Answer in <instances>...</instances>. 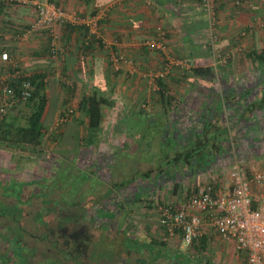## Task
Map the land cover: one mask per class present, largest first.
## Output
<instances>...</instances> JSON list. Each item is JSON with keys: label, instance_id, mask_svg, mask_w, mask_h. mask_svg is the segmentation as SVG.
Returning a JSON list of instances; mask_svg holds the SVG:
<instances>
[{"label": "crops", "instance_id": "0c3cea01", "mask_svg": "<svg viewBox=\"0 0 264 264\" xmlns=\"http://www.w3.org/2000/svg\"><path fill=\"white\" fill-rule=\"evenodd\" d=\"M28 1L29 4L26 5L8 3L0 5V84L3 86L9 84L21 74H43L46 77L50 102L43 119L45 126L50 127L52 122L60 120L63 116L68 118V120L64 119L68 125L61 126L59 128L61 130L53 128L54 131L51 132L56 136L55 140L58 138V141L54 142L56 148L60 141L62 148V142H66L69 155L74 158L73 162H77L78 159L82 160L80 157L83 154L89 153L82 151V156L81 154L79 158L77 156L76 148L81 143L79 140L83 139L84 148H93L95 152L88 154L89 158L92 155L91 162H96L98 158L97 145L103 142L100 139H104V143L100 144L99 154H101V158H106L104 160L107 161L105 164L108 165L107 171L112 173L122 161L128 162V167L131 170L136 161L152 162L155 165V168L151 169L154 182H152L151 195L148 196L157 201V196L163 195L169 199L166 201L167 203L181 204L189 193L182 197L181 192L184 190H181L182 187H186L185 191H187V187H193L190 191L192 193L206 180L218 179L223 171L229 168L230 165L226 166L225 162L219 161L224 160L221 154L218 156L219 160L217 159L215 166L206 173L199 166L197 159L194 162L196 166L190 165L194 166L196 170L190 172L192 167L183 166L184 155L194 145V143H189V139L193 137V131L197 135L204 132L202 124L189 128L186 123L193 115H208L207 112L210 110V114L215 113L221 107L223 117L217 114V118L212 120L215 129L213 128L208 136L212 139L213 136L220 134L219 129L226 124L223 123V120L226 119L230 122L231 115L240 116L242 110L252 104L259 103V100L264 98V84L248 82L249 77L254 74L255 66H257L250 61L249 54L251 52L260 54L264 50V34H262L264 28L259 30V27L254 24L255 17H264V0H217L221 48L225 52H232L230 63L232 65L221 66L218 74L224 80L217 82L194 77L187 78L188 74L185 75L174 70L164 82L163 89L167 92V99L158 95V92L152 89L145 77L148 71L163 69L166 57L159 52L147 49L143 46V41L156 36L158 28L162 27L167 32L166 46L171 55L176 58L190 59L196 68L212 67L216 72L218 69L214 65L212 66L211 55L204 39L207 21L201 0ZM33 3L53 4L83 19L97 18L101 38L111 48L124 53L128 59L132 60L139 74L130 77L129 67L126 65H123L122 68L120 66L121 69L116 70L110 62V47L107 48L102 43L100 44L103 47L96 44L90 50L83 49L82 42L88 32L84 25L57 22L51 28L25 34L37 18V10ZM66 23L70 26L82 27L83 30L71 32L66 28ZM52 39L56 40L61 50L58 58L51 55ZM238 51L240 52L237 53ZM3 53H8L7 61L1 59ZM235 62L239 63L236 68ZM124 71H127V74ZM64 92L66 96L63 94ZM96 94L104 96L111 103L109 106H102L100 128L91 131L88 129L89 118L86 114L87 105L84 104V100ZM239 96L241 97L239 98ZM4 101L7 99L3 96V99H0V107ZM112 101L117 102L116 106H121L119 110ZM67 111L68 114L63 115ZM154 112L158 115H155ZM258 114L264 116L262 111ZM130 117L136 120L142 119L144 125L136 126L131 132H128L126 123ZM79 123L84 124L83 133H79L81 131ZM70 129H74L75 132L67 134V131H71ZM75 133L86 135V138L78 137L77 134L75 136ZM90 134L94 135L99 143L96 141L95 144L88 146L86 141L90 138ZM73 135L75 141L71 143L69 140ZM135 137L145 138V141L143 143L140 141L137 144L133 141ZM65 138L68 140L65 141ZM211 144V150H213L215 143ZM231 147L234 150V141L231 143ZM4 152L0 151V153ZM124 152H127L128 156L123 158ZM125 158H127L126 161ZM261 159L255 160L258 162ZM203 162L205 163V161ZM4 164L7 162H0V166ZM131 170L125 179L111 178L106 183L102 180L101 186L107 188L104 193H108L112 187H123L134 178H139L144 174L134 173V171L132 174ZM161 170H164V178L171 175L174 170L184 171L187 176L181 177L179 180L168 178L170 179L168 182H166L168 179L159 182L156 179ZM110 176L113 177V174ZM92 179L98 180L93 176ZM177 184L179 190L175 193L174 188ZM132 207L125 209V214L128 213L127 219L128 216H131L129 214H131ZM144 229V239L138 238V243L142 246L149 244L152 249L154 248V251L150 252V258H154V260L167 259L173 264H182L184 261L182 251L162 246L163 243L160 241H166L167 238L164 229L160 226L159 218L151 224H145ZM2 231L7 235L5 239L0 238V253L3 255L0 257V264H8V227L2 228ZM163 235L165 239H162ZM199 243V247H202L201 244H203L204 248L193 249L194 246H187L186 252V255L191 259H193L192 254L197 255V258L201 259L198 264H222L227 259L234 260L231 264H237L240 258L243 259V264H247L245 255L238 252L233 243L223 240L212 228H206L205 235ZM127 251L128 248L123 246V252ZM165 252L166 254L172 253L173 256L178 255L179 262L175 263L174 259L163 258ZM141 254L147 255L146 251ZM206 256H208V260ZM209 256H212L213 259Z\"/></svg>", "mask_w": 264, "mask_h": 264}, {"label": "trees", "instance_id": "16d2710c", "mask_svg": "<svg viewBox=\"0 0 264 264\" xmlns=\"http://www.w3.org/2000/svg\"><path fill=\"white\" fill-rule=\"evenodd\" d=\"M201 4H202V0H201ZM217 17L219 19L218 4H217ZM65 26L71 32L76 30H80V31L83 30L82 27L79 28L76 26H70L69 24ZM84 27L86 28V26ZM96 44H98L99 47H103L99 42L96 41L94 37L93 38L88 37V32H87L82 42L83 49L90 50ZM249 59L252 62H254L255 65L257 64L256 68L264 69V50L260 54L257 52H251L249 54ZM186 74H188L187 78L194 77L196 79H203L209 82L218 81V74L215 72V70L212 67H197V68L193 67L189 72L185 73V75ZM165 81L166 79L158 82L160 91L157 94L160 95L163 99L164 98L167 99L166 97L168 96L167 92L163 89L165 86L164 84ZM25 82H30L32 86L31 97L28 100H24L22 97L23 95L22 93L24 90L23 86ZM6 85H8L13 89V96L8 98V100L6 101L8 106H5L4 104V107H6V113L4 115L0 114L1 117L0 118V151H5L9 153L12 159L19 156L21 158H24L25 160H29L31 157H37L43 154L46 155L45 150L43 148L44 146L43 141H44V136H46V134L48 133V128L45 126L43 119L48 104L50 102V98L48 96L46 77L43 74H33V75L21 74V76L16 77L14 81H11L9 84ZM3 87L4 86L0 84V99H3V91H2ZM258 93H260V91H258ZM96 95L90 96L89 98L84 100L85 101L84 104L87 105L86 114L89 118L88 129H90L91 131H96L97 129L100 128V125L102 123V108H103L102 106L103 105L109 106L111 103L109 99L105 98L104 96H98V95L96 96ZM240 97L241 96H239V98ZM227 99H229V97H227ZM174 101H176V99H174ZM3 103H5V101ZM225 110L226 108L224 107V111ZM244 110H242L243 113L241 112L240 116L231 115L230 122L226 121V119L223 120V123L226 124L221 126V129H219L220 134L213 136L212 139L208 137L210 132L213 130V128L215 129V124H212L213 123L212 120H215L217 118V114L223 115V110L220 107V109H217L215 113L210 114L209 113L211 111L210 110L209 112H207L208 115L202 114L203 116L196 114V112L194 111L196 115H193L191 119L189 118L188 122L186 123V126L190 128V127H196L198 124H202L204 132L201 135H197L195 131H193L194 134L192 135L193 136L192 139H189L190 140L189 143L192 144L194 143V145L191 147L190 151L186 155H184L185 160L182 162L183 166H190V165L196 166L194 162L197 161L199 163V166L202 167L206 173L207 171L211 170L212 167L215 166V164L217 163L216 161L218 159V156H220V154L223 159H227L226 161L229 164H227L226 166L229 165L231 166L236 160L239 161L241 164L246 165L252 163L255 159L263 158L264 136H261L262 134H260L261 133L260 129L259 131H254L253 135H249L246 132H248L247 130L249 129L248 124L249 125L251 124L253 127L258 125L259 128L262 127L264 128V116L258 114L260 111L264 113V98L260 99L259 103L252 104ZM66 114H68V111L63 113V115ZM63 118L68 120V118H66L65 116H63ZM65 124H67V122L62 123V126H64ZM260 124L263 126H261ZM94 137H95L94 135L90 134V138L86 141L88 146H91L96 143L97 138ZM144 139H140V141L143 143V141H145ZM233 141H234V150L231 147V143ZM213 142L215 143L213 145L215 147H213V150H211L212 147L211 143ZM80 154L82 153L80 152ZM80 154L78 155V158L80 157ZM203 161H205V163ZM219 161L222 162L223 160H219ZM97 162L98 161L91 162L93 168L91 173H93V177L97 179H101L100 176L98 175V173H100L99 172L100 169L98 167L94 168ZM177 163L182 164L181 162H177ZM102 166L103 165H101V167ZM194 166L193 167L190 166L192 167V169L190 168V172L196 170ZM1 170L3 172L7 171V169L5 168H2ZM7 172H9V170ZM59 172H57L58 176H63L66 174V171L60 173ZM78 172L81 173L82 177L77 180H81V181L90 180V176L87 173H85V171L82 168H79ZM109 172H110L109 175L105 177L106 179L104 180L105 183L109 182L108 180H111V176H110L111 171ZM13 174L15 173L10 174L12 177H10L9 181L5 180L4 178H1L2 176L0 177V238L2 239L6 238L7 234H5L2 231V228L8 227V264H87L81 262L82 259L79 258L81 256L78 255L79 252L77 250L72 251L69 248L60 245L59 242L56 240L57 237H50V236H47V238H45L46 237L45 236L44 240H46L48 244H52L54 250L49 251L45 249L44 252L41 253L39 252L40 253L39 257H36V252L38 250H36V248L33 247L31 248L28 245L26 237L29 238V235H26L27 231L23 227V220L25 215L28 214V216L31 215V219L33 220V224L35 225V228L37 230H42L47 228L49 224L52 223V221H54V219H51L53 215V209H52L53 202L51 197L50 199L49 197H45V194L47 192L46 190L47 186L46 187L44 185L41 186L40 180L37 179L20 180V178L19 180H16V178L13 177L15 176ZM185 174H186L185 176H187V173ZM164 175H165L164 170L159 171V176L156 180L160 182L164 178ZM64 177L67 179L69 175H66ZM42 179L51 180V177L48 178L47 176H43ZM149 182H151V184H149ZM152 182H154L153 171L150 170L142 174L139 178H134L132 181L128 182V184L124 185L123 187L118 186V187L110 188V191H108V193L102 195L101 197L99 194H93L96 195V197L94 198L93 201H90L91 197H88L87 200H89V203L87 201H80L78 202L77 205L76 204L71 205V202L68 200L67 202H65V206L67 208L69 207L90 208L94 205L95 206L98 205L101 212L102 210H105L103 206L105 205L106 200L109 199L110 203L108 205L110 210L107 212V214H111V216L108 217V219H105L106 215L104 214L100 215L95 212L94 216H91L90 218V222H89L90 224H88L89 227L93 228L97 226L96 221L99 220L100 221L99 227H101V229L108 230L110 228L111 222H114L118 218L120 219L122 214L123 215L128 214V213L125 214L126 212L125 209H129V207L131 208L132 206L135 207V205H137L138 206L137 209L139 210L150 209L151 211H153L154 208L157 209L155 205H157L158 209L162 205L163 206L167 205L166 201L161 202L159 200L155 202L152 199V197H150L151 199L150 201L148 200L147 197L151 195L150 193L153 190ZM84 183H82L78 188L80 192L82 191L84 192L85 190L83 189ZM93 188H94L92 189L93 192L99 191L98 187L93 186ZM35 189H37V192ZM174 189H175V193H177L179 190L178 184L175 186ZM192 193L189 192L188 195ZM116 196H119V199L123 196L124 198H126V201L124 200L123 203L118 202L115 207L114 197ZM35 202H39L38 205L36 206V209L34 208ZM45 205L50 206V209L47 208L45 209L44 207ZM106 206L107 205H105V207ZM133 207L130 210L131 214L129 215H132L137 210L134 209ZM29 209L30 211H28ZM44 209L45 211H43ZM63 210L64 208H60L57 211L59 213L62 212ZM41 212H44V217L46 218L45 221H44L45 218H43L42 220ZM4 222L6 224H3ZM30 237H34V236L31 235ZM165 237L169 238V236L166 233H165ZM182 237L183 236H179L177 239H180L182 242L183 241ZM200 243L199 242L195 243L191 245V247L194 246L193 249L204 248L203 244H201L202 247H199ZM125 246L128 248L129 253L132 252L133 250H135L133 252L137 251L139 253H144L147 250H149L148 252H150V250L154 251V248L152 249V247L149 246V244L142 246L138 243V239L136 241V238H131V237L127 238ZM101 248H102L101 246H97L95 248L96 252H99ZM105 253L108 254L106 255V257L111 255L114 259L117 258L116 256L118 254L116 252L110 251L109 249L105 250ZM192 257L193 259L189 264H198L201 260L197 258V255H193ZM163 258H168L170 260L174 259L175 263L179 262V256L178 255L173 256L172 253L166 254L165 252ZM114 261H116L114 264H119V257ZM107 262L108 264H111L110 258Z\"/></svg>", "mask_w": 264, "mask_h": 264}, {"label": "built area", "instance_id": "2783aa9c", "mask_svg": "<svg viewBox=\"0 0 264 264\" xmlns=\"http://www.w3.org/2000/svg\"><path fill=\"white\" fill-rule=\"evenodd\" d=\"M9 4H29L28 0H0ZM203 11L207 21L206 46L216 66H227L232 60V52L221 48L219 34V19L217 17V1L202 0ZM37 10L34 24L25 34L39 32L51 28L57 22H67L72 25H84L88 29V37L107 46L99 33L97 18L83 19L72 15L53 4L33 3ZM255 24L264 28V18H256ZM167 33L159 27L154 37L143 41V46L151 51L165 56L163 69L148 71L145 77L148 84L156 92L160 91L158 82L167 79L174 70L182 74L189 72L194 63L188 58H176L171 55L166 46ZM51 54L58 58L60 48L52 39ZM108 48V47H107ZM110 62L116 70L120 66H128L129 75L136 76L139 71L133 61L118 50L110 49ZM3 61L9 59L8 53L1 56ZM23 99L31 97L32 86L25 82ZM3 96H13V89L4 84ZM7 102L0 107V114L6 112ZM159 223L169 238L183 236V243L191 246L198 243L205 235L206 228H212L219 236L235 245L238 252L245 255L247 264H264V169L255 166H244L234 161L226 177L206 180L197 190L188 195L181 204L169 202L159 207ZM182 235H181V234Z\"/></svg>", "mask_w": 264, "mask_h": 264}, {"label": "rangeland", "instance_id": "374dc122", "mask_svg": "<svg viewBox=\"0 0 264 264\" xmlns=\"http://www.w3.org/2000/svg\"><path fill=\"white\" fill-rule=\"evenodd\" d=\"M255 18H264V17H261V16L258 17L257 16ZM254 24H255V22H254ZM260 29H261V27H259V30ZM262 34H264L263 31H262ZM206 38H207V33L205 34V37H204L205 41H206ZM107 47L109 48L110 46L107 44ZM110 49H113V48L110 47L109 50ZM239 52L240 51H238L237 53H239ZM211 62H212V66L213 65L216 66L213 59ZM230 65H232V64H230ZM236 66L238 67L239 63L235 62V68H236ZM250 66H251V63H250ZM252 66H254V65H252ZM256 67L257 66H255V68H254V74H252V76L249 77L248 82L264 84V69L256 68ZM121 68H122V65H121ZM216 68L218 69L216 71L218 74L221 66L217 65ZM124 72L127 74V71H124ZM219 75L220 74H218V77H219L218 80L223 81L224 79L220 78ZM229 86H231V84H229ZM63 94H65V92ZM65 96H66V94H65ZM113 97H115V96H113ZM73 99H75V98L73 97ZM112 102L114 103L115 107H118V110H119L121 106L120 105L116 106L117 105L116 101H112ZM69 109H72V107H69ZM154 114H155V112H154ZM155 115H158V113H156ZM142 121H143L142 119L136 120L135 118H131V117L128 118V122L126 123V126L129 129L128 132H131V130L136 126H138V127L143 126L144 123H142ZM62 123H65L63 117H61L60 120H55L54 122L51 123V126L48 127V133L46 136H44V141H43L44 145H45V146H43V148L45 150L46 155L43 154L41 156L31 157L29 160H25L24 158H21L19 156L12 159L11 155L9 153H5V152L0 153V162H3V163L7 162V164L0 166V170L2 168H7V171L9 170V172H7V171L3 172L1 170V172H0V177L2 176L1 178H4L5 180L9 181L10 177H12L10 174L15 173V174H13V175H15L13 177L16 178V180H19V178H20V180L21 179L41 180L40 181L41 186L42 185H44L45 187L47 186V189H46L47 192L45 194V197H49V199L51 197V199H52L53 215H52L51 219H54V221H52V223L49 224V226L47 227L48 229L45 228L42 230H37L35 228V225L33 224V220L31 219V215L30 216H28V214L25 215L24 220H23V227L27 231L26 235H29V238L26 237L27 243L31 248L33 247V248H36L38 250L36 252V257H39L40 253L44 252L45 249L49 250V251L54 250L52 247V244H48V242L46 240H44L45 236H46L45 238H47V236H50V237H57L56 240L59 242L60 245L66 247V248H69L72 251L77 250L79 252L78 255L81 256V257H79L82 259L81 262H84L87 264H108L107 261L109 260V258H110V263L114 264L116 262L114 260H116L118 257H119V264H122L120 262L121 258L124 260H127V261H131L130 263L125 262L123 264H173L172 262L167 261V260H163V259L154 260V258L152 259L150 257L145 256L144 254L139 253V252H137V253L136 252H130L129 253L128 251L126 253L123 252V246H125V241L127 240V238H129V237L136 238V240L138 238L144 239V234H143L145 232L144 231L145 230L144 225L145 224H151L152 222L158 220L160 211H159L157 205H155V207L157 209L154 208L153 211H151L150 209L139 210V209H137L138 206L136 205V207L134 209H137V210L131 216H128V219H127V215L122 214L120 219L118 218L114 222L110 223V228L108 230L101 229V227H99V224H100L99 220L96 221L97 226L93 227L94 229L89 227V225H88V224H90L89 222H90L91 216H94L95 212H98L100 210L98 205L93 206V208L90 210V213H88V214H85L86 211L84 208H71V207L67 208L65 206V202H67L68 200L71 202V205H73V204L77 205L78 202H80V201H86L88 197H91V199L93 201L94 198L96 197V195H93V194H99L101 197L102 195L106 194L104 192L106 191L107 188L102 187V186H95V187L99 188V191L93 192L92 190H88V188H89L88 186H85V187H83V189H85L84 192L83 191L80 192L78 190L79 186L86 181L75 180V178L72 176H69L67 179L64 177V175L61 178L58 176V173H57L58 167L61 168L58 170L68 171V173H71L69 171L71 169L72 170L74 169V167L72 166L74 163L73 162L74 158L72 157V155H69V153H68L69 152L68 146H67L68 144L66 142H62V144H63V148H62V147H60L61 141L59 140L60 141L59 146L56 148V144L54 145V142L58 141V138L55 140L56 136L54 134H52L51 132L54 131V129L55 130L59 129L62 126ZM78 125L80 127L79 130H81L79 133H83L84 132V124L79 123ZM59 130H61V129H59ZM70 132H75V130L72 129L69 132L67 131V134H69ZM79 133L78 134L75 133V136L77 134L78 137L86 138V135H83V134L80 135ZM66 136H68V135H66ZM67 140L68 139L65 138V141H67ZM101 140L103 141V142H101L103 144L104 139H100V141ZM69 141L71 143H74V141H75L74 135ZM97 141L99 143V140H97ZM133 141L137 144L140 143V139L137 137H135L133 139ZM79 142H82V144L79 143L78 144L79 146H77L78 148H76L77 149L76 152L78 153L77 156L80 154V152L82 153V151H83V153L89 152L88 154L95 153L93 148L92 149L91 148H87V149L84 148L82 139H80ZM100 144H98L97 148H96V150H97L96 154L98 155L97 167H98V163L99 164L102 163V165H103L102 173L104 174L103 177H107L109 175V172L107 171L108 168H106V166H105L107 161L106 160L102 161V158L99 157V155L101 156V154H99V150L101 151V148H100L101 145ZM53 146H55V148H53ZM88 154H86V155H88ZM126 156H128V154H127V152H124L123 158ZM19 159H21V160H19ZM124 160L126 161L127 158H125ZM79 161H80V159H78V162ZM79 164L81 166H83V164H81V162H79ZM128 164H129L128 162L127 163H125L124 161L120 162L115 167V169L113 170V173L111 172V174H113V177L111 176V178L113 179V178L119 177L121 179H125V176H127L130 173L129 171L131 170V168L128 167L129 166ZM252 165L255 167H258L260 169H264V157L261 160H259L258 162H257V160H254L252 163L246 164L244 166L247 167V166H252ZM93 166H94V164H93ZM56 167H57V169H56ZM127 168H129L128 171H127ZM132 168H133L131 170L132 174H133V171H134V173L138 172V173L142 174V173H145L151 169H154L155 165L152 162L151 163H144V162L141 163V162L136 161V164H134V167H132ZM229 171H230V166H229V168H227L223 171V173L221 174V177H225V176L227 177L229 174ZM90 174H91V176H93V173H90ZM43 176H47L48 178L51 177V180L50 179H47V180L44 179L45 180L44 181L42 179ZM78 178H80V177H78ZM91 181L90 182L92 185L97 183V181H94L92 178H91ZM185 188L186 187H182V189H181V190L184 189L181 192L183 194L182 197H184L186 193L190 192L193 187H190V188L187 187V191H185ZM35 190L37 192V189H35ZM92 195H93V197H92ZM147 198L149 201L151 200L150 197H147ZM157 199H158L157 201L160 200L161 202L169 201V199H167L163 195H160V196L158 195ZM114 200L123 203L124 200L126 201V198H124L122 196L119 199V196H116V197H114ZM106 202H110V200L107 199ZM38 203L39 202H35V204H34L35 209H36V206L38 205ZM107 205H108V203H107ZM44 207H45V209L46 208L50 209V206L45 205ZM60 208H64V210L62 212L58 213L57 210ZM139 208H140V206H139ZM45 209L43 211H45ZM28 211H30V209ZM54 211H55V213H54ZM92 212H93V215H92ZM99 214L101 215V213H99ZM41 216H42V220H43V218H45L44 212H41ZM151 216H154V217H151ZM105 219H108V218H105ZM45 220H46V218L44 219V221ZM31 235H33L34 237H30ZM162 237H163L162 239H165L164 235ZM160 242L163 243L162 246H165V247L168 246L169 248L173 247L172 249H179L180 251H182L184 253V258H183L184 261L182 262V264H189L191 262V260H192L191 257L186 255L188 245L183 244L180 239L167 238L166 241L161 240ZM97 246L102 247L101 250H99V252H96L95 248ZM61 248H63V247H61ZM104 248H105V250L109 249L110 251L118 253L117 256L115 255L117 258L114 259L111 255L106 257V255H108V254L105 253ZM133 251H135V250H133ZM103 253H104V255H103ZM192 256H193V254H192ZM209 257L211 259H213L212 256H209ZM206 258L208 260V256H206ZM112 260H113V263H112ZM222 261H223V258H222L221 262ZM233 261L234 260L229 261L227 259L222 264H231ZM238 261L239 262L237 264H243V262H244L243 259H241V258Z\"/></svg>", "mask_w": 264, "mask_h": 264}, {"label": "flooded vegetation", "instance_id": "af4514ba", "mask_svg": "<svg viewBox=\"0 0 264 264\" xmlns=\"http://www.w3.org/2000/svg\"><path fill=\"white\" fill-rule=\"evenodd\" d=\"M258 115V114H257ZM249 122V121H248ZM261 125V124H260ZM247 126V125H246ZM261 126H263V125H261ZM248 127H249V129L247 130L248 132H246L247 134H249V135H253L254 133V131H259V129H260V134H262L261 136H264V128L262 127V128H259V126L258 125H256V126H252L251 124L249 125L248 124ZM81 156H82V154H81ZM92 156V155H91ZM90 156V158H89V155H84L83 154V156L82 157H80V158H82V160H80L79 162H81V164H83V166H81L80 164H79V162L77 161V162H74L73 163V167H74V169L72 170H70L69 172H71V173H68V171H66V174L64 175V176H66V175H69V176H72V177H74L75 178V180H77V179H80L81 177H82V175H81V173L80 172H78V169L79 168H82L84 171H85V173H87L89 176H90V180L89 181H86L85 183H84V186L83 187H85V186H88L89 188H88V190L89 189H93V186H101V181L103 180H106L105 179V177H103L104 176V174L102 173V169H103V166L101 167V165L98 163V168L100 169L99 170V172L100 173H98V175L100 176V178L101 179H98L100 182H97L96 183V185L94 184V185H92L91 184V171H92V165H91V160L90 159H92V157ZM100 156V155H99ZM100 158H101V156H100ZM104 159H106L105 157H102V161L104 160ZM227 159H224L221 163H224L225 161H226ZM226 164H229V163H227V161L225 162ZM95 167H97V164H95V166H94V168ZM56 169H57V167H56ZM58 169H61L60 167H58ZM57 169V171L59 172L60 170H58ZM66 169V168H65ZM67 170V169H66ZM184 171H185V169H184ZM183 171V172H184ZM60 172H63V171H60ZM59 172V173H60ZM182 171H176V170H174V172L171 174V175H169V176H167V177H165V178H163L160 182H162L164 179V181H166V179H168V178H173V180H176V178L179 180V179H181V177H186L185 176V172L183 173ZM60 178L62 177V176H59ZM78 177H80V178H78ZM97 180V181H98ZM169 180V179H168ZM168 180L166 181V182H168ZM41 181V180H40ZM54 181V180H53ZM91 181V182H90ZM163 181V182H164ZM105 182V181H104ZM88 203H89V200H86ZM90 201H92V199L90 200ZM107 203L109 204L110 202H106L105 203V205H107ZM117 203H118V201H115V207H116V205H117ZM105 205L103 206L104 207V209L106 210H102L101 212H99V213H101V214H104V215H106V217L105 218H108V217H110L111 216V214H107V212L110 210V208H108L109 207V205H107L106 207H105ZM113 205V206H114ZM95 206V205H94ZM93 208V206L92 207H90V208H84L85 209V211H86V213L85 214H88V213H90V210ZM105 211V212H104ZM98 212H96V213H98ZM98 213V214H99ZM92 215H93V212H92ZM25 229V228H24ZM26 230V229H25ZM68 247V246H67ZM37 250V249H36ZM150 252L152 253L153 251H151L150 250ZM150 252H148V250L146 251V254H147V257H150ZM124 253H126V252H124ZM3 255H1V253H0V257H2ZM7 256H8V254H7ZM122 264L123 263H130L131 261H127V260H124V259H122L121 258V261H120ZM8 263V262H7Z\"/></svg>", "mask_w": 264, "mask_h": 264}]
</instances>
